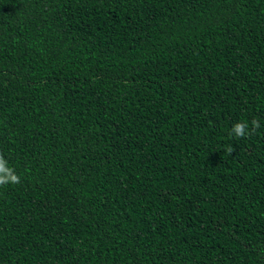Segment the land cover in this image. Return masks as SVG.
Returning a JSON list of instances; mask_svg holds the SVG:
<instances>
[{
	"label": "trees",
	"instance_id": "obj_1",
	"mask_svg": "<svg viewBox=\"0 0 264 264\" xmlns=\"http://www.w3.org/2000/svg\"><path fill=\"white\" fill-rule=\"evenodd\" d=\"M0 153V264H264V0H0Z\"/></svg>",
	"mask_w": 264,
	"mask_h": 264
},
{
	"label": "clouds",
	"instance_id": "obj_2",
	"mask_svg": "<svg viewBox=\"0 0 264 264\" xmlns=\"http://www.w3.org/2000/svg\"><path fill=\"white\" fill-rule=\"evenodd\" d=\"M261 127L259 120L253 119L251 121V128L245 122L235 123L230 131V135L236 138L248 137ZM231 151V149H228ZM21 182V177L16 173L15 169L8 166V161L4 155L0 153V187L8 185H18Z\"/></svg>",
	"mask_w": 264,
	"mask_h": 264
}]
</instances>
